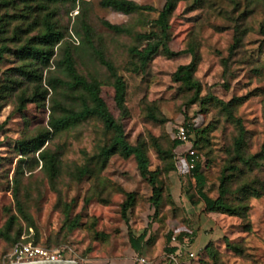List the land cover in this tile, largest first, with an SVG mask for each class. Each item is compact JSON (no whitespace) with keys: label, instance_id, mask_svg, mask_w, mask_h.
<instances>
[{"label":"rangeland","instance_id":"1","mask_svg":"<svg viewBox=\"0 0 264 264\" xmlns=\"http://www.w3.org/2000/svg\"><path fill=\"white\" fill-rule=\"evenodd\" d=\"M101 1L0 0V50L8 49L0 59V264L18 262L13 255L18 240L63 260L140 264L136 258L126 259L129 230L136 235L148 230L149 245L159 249L172 230H191L196 237L202 224L209 245L196 264H264V0H174L167 18L168 45L184 53L159 54L146 66L132 49L145 46L141 35L161 33L157 21L166 0H134L154 10L131 14L105 8ZM48 16L64 34L54 47L51 67L43 72L49 95L22 108L21 97H34L38 85L17 71L36 66L20 57L18 49L44 32ZM104 21L128 32H114ZM66 50L73 53L82 76L100 82L101 94L125 127L127 140L144 147L149 169L159 173L163 200L157 210L150 204L152 186L135 156L100 157L112 133L97 119L83 120L52 136L47 148L58 160L53 179L38 153L24 157L19 152L20 140L48 127L57 102L68 109L81 106V90L64 86L52 91L47 85L49 78L67 80L56 68ZM102 58L126 81L125 113L116 105L114 77ZM192 62L202 88L196 103L195 90L174 78L180 66ZM243 97L246 100L231 109L247 131L246 156L256 157L257 165L225 172L234 176L227 184L230 203H247L240 188L250 187L248 211L242 218L205 211L195 180L178 173L182 148H175L174 140L177 125L204 116L208 141H202L199 152L210 161L206 190L218 196L222 173L231 166L228 151L239 136L236 121L220 102ZM202 120L199 116L194 125ZM172 166L175 170L168 171ZM129 193L135 195V203L128 224L123 205Z\"/></svg>","mask_w":264,"mask_h":264},{"label":"trees","instance_id":"2","mask_svg":"<svg viewBox=\"0 0 264 264\" xmlns=\"http://www.w3.org/2000/svg\"><path fill=\"white\" fill-rule=\"evenodd\" d=\"M49 2H57L58 0H45ZM101 5L105 8H112L116 11L124 14H131L142 11H153L154 8L149 5H142L134 0H102ZM38 7H41L40 5ZM175 8L174 0H166L165 7L160 12L159 19L157 21L161 28V33L153 32L151 34H143L141 38L145 40V46L142 49L133 48L132 52L140 60L143 66H146L151 60L159 54H164L168 57L179 56L184 52H174L170 49L168 42V26L167 18L169 14ZM103 24L110 30L117 33H127L128 30L122 25L113 24L109 21H104ZM45 27L44 32L35 37L34 41L28 42L24 46L18 49V55L24 59L35 61L36 66H22L17 69L19 74L25 79L32 82H36L38 87L35 95L32 98L21 97V107L24 108L27 102L34 101L36 97L41 96L44 100L49 95V90L43 87V72L51 67L52 59L55 55L54 47L64 39L63 32L58 28L57 24L52 20L50 16L46 17L43 21ZM85 32L87 35L90 33V28L86 27ZM7 48L0 50V59L3 54L7 51ZM102 63L109 69L112 76L114 77V89H115V102L117 107L122 113L126 110V96H127V84L122 76H120L114 67V65L102 58ZM39 67V68H38ZM56 68L61 69L62 74L67 80L59 77L49 78L47 85L52 91H57L60 87H68L69 89L81 90V106L79 109L65 108L62 103L57 102L56 108L51 111L48 127L44 128L36 136L25 137L18 143V150L24 157H29L31 153H38L40 160L43 161V168L48 171L51 179L55 178L58 174V160L56 156L52 155L47 148L52 136L54 134L65 131L73 126H76L83 120L86 119H97L102 122L104 128L112 133L110 143L105 145L100 153V157L104 160H108L115 153H120L123 157L128 158L135 156L138 162L139 169L144 178L148 180L153 189V195L150 198V204L156 210L160 207L163 200V189L159 186V173L157 171H151L149 169V161L146 155L145 149L142 145H133L127 140L126 130L122 123H120L114 115L111 113L106 101L101 94V84L98 81L90 82L84 76H82L76 68L75 58L70 50H66L64 58L57 64ZM195 65L190 63L188 65H182L174 74L176 81L183 83L190 90H195V96L192 99V103H196L202 92L200 83L194 78ZM246 100L243 98L233 99L229 103L220 102L222 106L228 111L229 115L233 117L231 107L235 104H239ZM202 116L203 120L199 126L194 125V120ZM238 129L239 136L236 138L234 148L229 150V163L228 166L222 173L219 186V195L213 197L208 194L206 186L208 184L207 170L210 165V161L206 160L199 152L202 148V141L207 142L208 140L204 137L205 129L204 116L198 114L192 118L186 120V125L189 133L195 137L194 148L200 156L203 157L200 160L194 170L190 173V176L195 180L196 191L200 199L205 205L206 212H215L228 214L230 216L244 217L248 211V196L250 187L242 186L240 192L244 194V201L247 203L232 204L229 202L228 187L227 184L233 179L234 176L227 175L225 172L229 169L238 171L240 165L253 167L257 165V158H249L245 153V141L247 131L241 120H235ZM182 142L175 138L174 147L180 148ZM175 170L172 166L168 171ZM85 171L84 173H86ZM135 203V195L133 193L128 194V198L123 205L124 220L129 224L128 212L131 210ZM11 224V223H10ZM77 226V223H73L72 227ZM148 230H144L139 236L129 230L130 241L132 245L137 249L141 250L142 245L147 236ZM194 232L191 230H172L168 234V240L172 239L173 235H176L177 241L182 243L193 241ZM20 241H16L15 246ZM27 242V241H21Z\"/></svg>","mask_w":264,"mask_h":264},{"label":"crops","instance_id":"3","mask_svg":"<svg viewBox=\"0 0 264 264\" xmlns=\"http://www.w3.org/2000/svg\"><path fill=\"white\" fill-rule=\"evenodd\" d=\"M182 148V151L185 150L186 146L180 147ZM178 173L181 175L184 174H190V170L188 167L187 159L185 157L179 156V163H178ZM209 217H212L209 215ZM206 229L204 228L203 224L201 225V230L197 232L196 237L193 238V241L191 242H180V241H172L168 240V237L166 238L163 247H157V245H154L155 247L151 248L149 245L150 243V234L147 233V236L145 238V241L142 245L141 250H137L130 241V236L128 233V247L126 249V259L128 258H136L137 256H145L147 258L153 259V260H165L168 264H176L174 261V258H177L183 263L186 264H196L199 257L205 250H207L209 245L208 236L205 233ZM141 234V233H140ZM140 234H137L139 236ZM189 243V245L187 244ZM191 252H194L198 254L197 259H191L189 254ZM159 258H155L158 257ZM138 262V261H137Z\"/></svg>","mask_w":264,"mask_h":264},{"label":"built area","instance_id":"4","mask_svg":"<svg viewBox=\"0 0 264 264\" xmlns=\"http://www.w3.org/2000/svg\"><path fill=\"white\" fill-rule=\"evenodd\" d=\"M175 138L182 142V146H186L185 150L180 151L179 156L185 157L187 159L188 167L190 173L194 170L200 160L203 159L202 156L198 154L194 148L195 137L193 134L189 133L187 129L186 122L177 125L175 130ZM172 241H177L176 235L172 236ZM189 245V243H187ZM13 255L16 256L18 262H29L33 260H61L55 254H51L45 248L35 245L32 242H19L14 246ZM191 259H197L198 254L191 252L189 254ZM137 261L140 264H168L165 260H153L145 256H137ZM176 264H186L174 258Z\"/></svg>","mask_w":264,"mask_h":264},{"label":"water","instance_id":"5","mask_svg":"<svg viewBox=\"0 0 264 264\" xmlns=\"http://www.w3.org/2000/svg\"><path fill=\"white\" fill-rule=\"evenodd\" d=\"M16 264H84L73 260H33L29 262L16 263Z\"/></svg>","mask_w":264,"mask_h":264}]
</instances>
